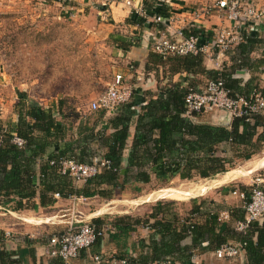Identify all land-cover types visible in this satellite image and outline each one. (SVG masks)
<instances>
[{"label":"trees","instance_id":"16d2710c","mask_svg":"<svg viewBox=\"0 0 264 264\" xmlns=\"http://www.w3.org/2000/svg\"><path fill=\"white\" fill-rule=\"evenodd\" d=\"M151 1L153 3L144 1V9L149 15L155 12L157 17H169L166 7L156 9V0ZM145 23L146 18L136 13L133 15L131 24L143 26ZM191 33L198 34L196 31ZM254 36L247 35L246 40L234 49H239L243 55L247 54L256 42ZM112 40L126 42L125 37H112ZM131 46H138V43L129 42L123 48L124 51H128ZM149 60L154 66L167 67L170 75L185 72L188 76L203 75L208 81L221 78L233 97L250 95L242 94L240 82L233 79L232 72L225 67L218 71L207 70L203 55L164 59L153 52ZM195 90H198V84L191 83L162 88L155 97H140L134 92L132 100L116 113L95 112L96 122L91 126L81 124L71 137L69 132L75 127L73 123L64 121L67 118L62 112L64 101L60 102L58 111L45 110L26 93H19L15 107L17 122L5 125L0 121V205L10 206L16 211L25 210L39 196L41 206L47 207L55 203L56 194L62 199L98 197L112 200L117 193H125L129 188L139 191L154 180L166 183L177 176L184 180H210L235 167L233 159L222 155L223 144L228 143L239 149V154L235 156L237 159L251 158L261 150L264 145V115H257L251 121L235 117L231 127L195 123L191 118L184 117L185 98ZM133 125L135 133L131 139ZM260 127L263 132L258 135ZM15 138L24 140L25 145L20 147L15 144ZM96 158L104 159L110 165L102 167L82 185L61 175L59 167L50 164L52 161L58 163L62 159H74L91 165ZM37 170L40 171L39 185L36 184ZM237 188L249 197L251 187ZM202 204L195 205L188 216L170 215L171 204L155 206L150 216L155 219V223L149 225L154 233L148 245L151 252L138 258H128L122 254L120 260L128 258L127 264L167 261L172 264H176V261L180 264H195L192 262L193 255H187L181 248V243L187 237H192L193 247H201L200 251L215 252L228 244L232 236L238 243L245 244L248 264H264V217L262 223H252L244 235L235 229L231 230L217 215H211V219L203 223ZM241 212L239 208L231 209L230 220L244 221ZM159 214L165 218L158 219ZM168 214L170 216L166 220ZM131 220L129 227L124 228H133L142 223L139 219ZM93 223L98 231H102L101 219ZM156 236L160 238L156 239ZM2 237L0 233V264H16L13 255L4 251ZM102 238L97 237L92 247L99 244ZM207 241L209 244L205 247ZM53 258L55 263L64 264L61 258Z\"/></svg>","mask_w":264,"mask_h":264},{"label":"crops","instance_id":"0c3cea01","mask_svg":"<svg viewBox=\"0 0 264 264\" xmlns=\"http://www.w3.org/2000/svg\"><path fill=\"white\" fill-rule=\"evenodd\" d=\"M77 1L84 6H92L95 3L102 6L99 7V9L94 8L97 25H93L91 29L92 38L105 37L108 40L110 39L108 44L111 45L110 47L117 55V64L114 67L113 79L116 74H123L126 83L133 89V93L135 92L140 97H155L159 95L160 89L168 86L170 87L173 84H182V86H185L194 83L198 84V89H201L204 83L208 81L203 75L188 76L185 72L170 75L167 67L154 66L150 63L149 58L153 53L152 45L154 40L160 35L165 34L166 31L162 25L155 22L154 19L157 17L155 12L149 15L148 12L145 11V0ZM126 1H130L131 5L128 6ZM256 1L259 5H264V0ZM148 2L153 3L151 0H148ZM212 3L213 0H156L155 6L156 9L161 7H166L168 9L169 18L174 20L172 28L176 29L179 27H188L189 24L197 22L196 15ZM140 10L146 13V23L143 26L131 24L133 15L135 13L140 15ZM78 12H85L86 15L88 14V9L79 8ZM223 26H229V23L219 13L215 12L210 16L201 18L200 21L197 22V29L195 30L211 35L214 30H218V28ZM247 35L250 37L256 35L254 36V41L256 42L251 45L250 51L247 54L243 55L240 53L239 49H233L224 55H218L217 53H213L210 56L203 55L204 67L207 70L218 71L222 70L224 67L230 70L232 72V78L240 82V86L243 89L242 94L246 96L251 94L254 89L264 92V32L250 29L247 31ZM112 37H125L126 42L113 41ZM129 42L138 43V46H131L129 50L125 52L123 48H125ZM4 58H7L6 55L1 53V81H4L5 77L6 80L12 78L13 81L17 82L37 81V76L25 78L24 74H19L16 61L14 62L15 58L10 65L12 66V70L9 72L10 75H8L4 69L6 65H4ZM233 65H235V67L232 71ZM22 92L28 95L27 90H23ZM68 92L71 91H65V93ZM65 96H69V94H65ZM99 96L100 95H98L96 99ZM29 98L31 97L29 96ZM14 99L16 102V96H14ZM36 102L45 110L53 109L54 111H58L61 106L60 103L59 106L57 105V107H54L53 105L47 106L48 103L45 101ZM61 102H63V100H61ZM1 106L5 107L4 104H1ZM65 108L66 102L65 105H62V112L64 113ZM1 110H6V107ZM184 117L191 118L195 123L222 127H231L234 119L226 112H214L211 114H203L202 116H189L187 112H185ZM0 121L5 125L15 124L17 122L15 108L13 109L12 118L8 117L4 119V117L1 116ZM262 132L263 129L260 127L258 129V135ZM134 133L135 125L131 128V139ZM221 151L225 158L233 159L238 166L232 168L225 174H219L215 176V178L210 179L214 184L213 188L215 190L210 191L208 197H205L206 189L202 187H199L200 191L196 189L190 191L173 190V197L182 200L190 197L189 207H187L185 211L179 212V209L174 207L175 203L158 202L152 206L142 203L138 215L128 214L110 219V217L105 216L107 213L103 211V209L90 210V208H87V206L85 207L82 203L85 200H94L98 197L88 199L77 197L71 199L56 198L54 204L42 207L39 196H37V198L31 202L30 208L25 210L16 211L12 210L10 206L5 207L0 205V233L3 236L1 245L4 251L13 255L16 264H57L55 263V258L51 256L52 247L50 246V239L64 232L72 221L83 223H85V221H90L88 223L94 225V220L101 219L103 221L102 230L105 231V235L99 244H96L89 250L82 251L78 258L73 260V264H98L95 261L96 256L103 257L104 261L101 264H121L120 261H126L127 264L128 258H138L139 256L151 252L148 245L151 242V237H154V233L153 230L149 228V225L154 224L155 219L150 216L153 214L154 207L161 204H171L170 215L178 214L188 216V214L190 215V210H192L195 205H201L203 202L201 206L203 212L201 220L203 223L211 219V215H217L219 220L223 223H227L231 230H236L237 223L243 221L238 220L239 222H233V220H230L231 209H241L243 213L241 212L240 214L245 219L246 212L243 210V200L233 193L235 191L242 193L237 188L239 186L250 188L249 185L241 182H247L253 174L264 171V145L257 154L248 159L235 158V156L239 154V149H235L228 143L221 146ZM127 153L128 151L126 154ZM176 178H180V176ZM204 180L210 181L209 179ZM39 182L40 171L37 170L36 184L39 185ZM204 191L205 194H201L199 197L197 196V198L194 197L195 194H200ZM181 194L183 195L181 196ZM218 198L222 201L219 202ZM170 215H167L166 220ZM223 215H228V218H225ZM221 216H223L222 219L220 218ZM158 217V219L165 218L163 214H159ZM131 219H139L142 223L138 226H133V228H124L125 226L129 227L132 222ZM262 220L258 222L262 223ZM146 221L148 223L144 224ZM175 227H178V225H175ZM7 234H10L9 238L6 237ZM159 238L160 236H156V239ZM228 241V243H238L232 236H230ZM208 244L209 242L207 241L204 246L207 247ZM193 246L192 237H187L181 243V248L186 251L187 255H193L192 262L195 264H248L245 253L235 260H220L214 256L213 250L200 251L201 247ZM122 254H126L128 258H126V260H120ZM176 264H180V262L176 261ZM187 264L191 263L187 262Z\"/></svg>","mask_w":264,"mask_h":264},{"label":"rangeland","instance_id":"374dc122","mask_svg":"<svg viewBox=\"0 0 264 264\" xmlns=\"http://www.w3.org/2000/svg\"><path fill=\"white\" fill-rule=\"evenodd\" d=\"M92 6L81 5L77 0H0V62L4 53L7 57L4 69L8 75L15 58L19 74H24L25 78L38 77L36 82H17L6 77L0 80V117L12 118L19 93L27 90L32 100L45 101L47 106L57 107L61 100L66 102L64 121L75 127L69 132L70 137L81 124L91 126L96 122L97 113L91 111L90 103L112 81L117 55L108 44L110 39L92 38L91 29L97 25L94 8L102 7L96 3ZM79 8L88 9V14L79 13ZM66 90L71 92L65 93ZM1 104L6 110H1L5 108ZM257 178H264V171L241 183L252 187ZM213 185L211 180L181 177L166 183L154 180L139 191L129 188L125 193H117L112 200L96 198L82 203L90 210L103 209L110 219L138 215L142 203L150 206L158 202L175 203L174 207L182 212L189 207L190 197L183 200L173 197V190L202 187L206 194L204 191L194 197L201 194L208 197L210 191L215 190Z\"/></svg>","mask_w":264,"mask_h":264},{"label":"built area","instance_id":"2783aa9c","mask_svg":"<svg viewBox=\"0 0 264 264\" xmlns=\"http://www.w3.org/2000/svg\"><path fill=\"white\" fill-rule=\"evenodd\" d=\"M126 4L130 6L131 2L126 1ZM215 12L219 13L229 26L220 27L211 35L195 30L201 18ZM139 14L147 17L142 10ZM154 20L166 31L156 38L152 45V51L162 58L210 56L213 53L224 55L246 40L248 30L256 29L264 32V5H259L256 0H213L210 6L196 15L197 22L176 29L172 28L174 22L172 18L156 17ZM192 31L198 34H192ZM132 96L133 89L126 83L124 75L116 74L106 90L90 103V109L92 112L105 111L114 114L121 106L129 103ZM185 108L189 116L226 112L233 118L241 117L251 121L257 115H264V92L254 89L249 97H233L226 89L224 80L220 78L208 81L201 89L191 91L185 98ZM14 143L20 147L25 145V141L20 138H15ZM50 164L58 166L60 174L72 178L75 183L86 182L102 167L110 165L101 158H96L91 165L79 163L74 159H62L58 163L52 161ZM233 194L243 200V209L246 212L245 221L237 223L236 231L246 235L251 224L261 221L264 217V178L256 179L249 197L237 191ZM55 198H60V195L56 194ZM223 216L228 218V215ZM223 216L220 218L222 219ZM104 235L105 231H98L91 223L72 221L64 232L50 239L51 256L61 258L64 264H73V260L78 258L82 251L89 250L95 244L97 237ZM9 236L10 234L6 235L7 238ZM244 246V243H228L213 254L220 260H235L245 253ZM95 261L101 264L104 259L102 256H96ZM120 262L126 264V261ZM157 264L172 263L167 261Z\"/></svg>","mask_w":264,"mask_h":264},{"label":"bare ground","instance_id":"6f19581e","mask_svg":"<svg viewBox=\"0 0 264 264\" xmlns=\"http://www.w3.org/2000/svg\"><path fill=\"white\" fill-rule=\"evenodd\" d=\"M195 189V188H194ZM197 189H199V190H197V191H200V188H197Z\"/></svg>","mask_w":264,"mask_h":264}]
</instances>
